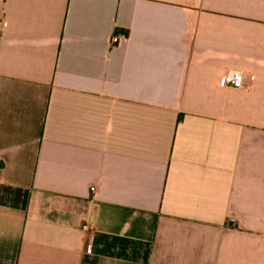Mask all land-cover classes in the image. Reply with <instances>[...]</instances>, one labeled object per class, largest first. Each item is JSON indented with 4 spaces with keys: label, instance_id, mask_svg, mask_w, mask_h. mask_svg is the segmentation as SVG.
Listing matches in <instances>:
<instances>
[{
    "label": "crops",
    "instance_id": "1",
    "mask_svg": "<svg viewBox=\"0 0 264 264\" xmlns=\"http://www.w3.org/2000/svg\"><path fill=\"white\" fill-rule=\"evenodd\" d=\"M2 22L0 264H264V0H0Z\"/></svg>",
    "mask_w": 264,
    "mask_h": 264
},
{
    "label": "built area",
    "instance_id": "2",
    "mask_svg": "<svg viewBox=\"0 0 264 264\" xmlns=\"http://www.w3.org/2000/svg\"><path fill=\"white\" fill-rule=\"evenodd\" d=\"M6 27V23L2 22L0 25V37L2 35V29ZM120 39L117 37H113L110 40V43L117 44ZM220 86L224 88H231L234 90H240L243 86V73L236 70L227 71L221 78ZM83 230H88V227L84 225L82 227ZM89 249V248H88Z\"/></svg>",
    "mask_w": 264,
    "mask_h": 264
}]
</instances>
